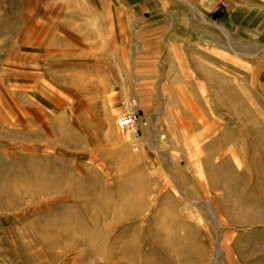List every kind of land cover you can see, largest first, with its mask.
Wrapping results in <instances>:
<instances>
[{
    "label": "rangeland",
    "instance_id": "obj_1",
    "mask_svg": "<svg viewBox=\"0 0 264 264\" xmlns=\"http://www.w3.org/2000/svg\"><path fill=\"white\" fill-rule=\"evenodd\" d=\"M0 264H264V0H0Z\"/></svg>",
    "mask_w": 264,
    "mask_h": 264
},
{
    "label": "built area",
    "instance_id": "obj_2",
    "mask_svg": "<svg viewBox=\"0 0 264 264\" xmlns=\"http://www.w3.org/2000/svg\"><path fill=\"white\" fill-rule=\"evenodd\" d=\"M119 128L120 129H123V131H126V132H135V129L133 128L134 125H133V121L131 119H122V120H119V124H118Z\"/></svg>",
    "mask_w": 264,
    "mask_h": 264
},
{
    "label": "crops",
    "instance_id": "obj_3",
    "mask_svg": "<svg viewBox=\"0 0 264 264\" xmlns=\"http://www.w3.org/2000/svg\"><path fill=\"white\" fill-rule=\"evenodd\" d=\"M134 6H135V5H134ZM132 7H133V6H132ZM117 8H119V7H117ZM133 8H134V7H133ZM164 53H165L164 51H162V52L160 53V71H162V70H161V68H162V65H161L162 59L165 58V57H164V56H165Z\"/></svg>",
    "mask_w": 264,
    "mask_h": 264
},
{
    "label": "bare ground",
    "instance_id": "obj_4",
    "mask_svg": "<svg viewBox=\"0 0 264 264\" xmlns=\"http://www.w3.org/2000/svg\"><path fill=\"white\" fill-rule=\"evenodd\" d=\"M134 246H135V245H134ZM129 247H130V246H129ZM135 248H136V247H135ZM136 250H137V249H136ZM128 251H129V250H128ZM132 251H133V250H132ZM133 252H134V251H133ZM135 253H136V252H135ZM125 255H126V254H125ZM134 256H136V254H135ZM132 258H133V257H132ZM122 259H123V258H122ZM130 260H132V259H130ZM130 260H129V261H130Z\"/></svg>",
    "mask_w": 264,
    "mask_h": 264
}]
</instances>
